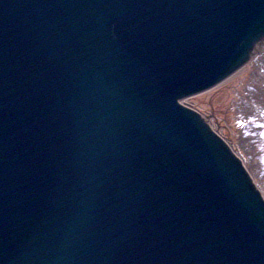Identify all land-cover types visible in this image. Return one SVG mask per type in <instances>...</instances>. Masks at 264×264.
<instances>
[{"label": "water", "instance_id": "1", "mask_svg": "<svg viewBox=\"0 0 264 264\" xmlns=\"http://www.w3.org/2000/svg\"><path fill=\"white\" fill-rule=\"evenodd\" d=\"M263 40L264 0H0V264H264V198L182 102Z\"/></svg>", "mask_w": 264, "mask_h": 264}, {"label": "rangeland", "instance_id": "2", "mask_svg": "<svg viewBox=\"0 0 264 264\" xmlns=\"http://www.w3.org/2000/svg\"><path fill=\"white\" fill-rule=\"evenodd\" d=\"M217 91L215 88L182 102L203 115L209 114L212 107L218 109V120L226 127H218L217 131L229 134L238 150L236 153L247 162L253 178L264 189V61L245 71L225 90ZM213 93L215 97L211 102ZM226 108L229 109L228 120L224 122ZM212 121L216 126L214 119Z\"/></svg>", "mask_w": 264, "mask_h": 264}, {"label": "bare ground", "instance_id": "3", "mask_svg": "<svg viewBox=\"0 0 264 264\" xmlns=\"http://www.w3.org/2000/svg\"><path fill=\"white\" fill-rule=\"evenodd\" d=\"M264 57V40L255 48V50L253 51L252 55H251V58L249 59V61L243 65L240 69H238L236 72H234L232 75H230L229 77H227L225 80H223L222 82H220L219 84L215 85L214 87L204 91V92H207L209 90H212V89H215L217 88L218 91H223L225 90L226 88H228L229 85H231L232 83H234L235 81H238V78L246 71L248 72L249 69L251 68H255L257 65L260 64L261 61H264V60H261L263 59ZM242 69V70H241ZM260 69V68H259ZM240 71V72H239ZM217 91V92H218ZM203 93V92H201ZM199 93V94H201ZM215 95L213 93V95L211 96L210 100L211 102H213V99H214ZM225 111L223 112L224 113V122H226V120H228V115L226 114L227 110L229 111L228 108L224 109ZM199 112V111H198ZM218 109L215 108V107H212L210 109V112L209 114H205L203 115L204 118L206 119V121L210 124L211 128L218 133V135L220 137H222L228 144L229 146L231 147V149L234 151V153L242 160V164L247 172V175L251 178V180L253 181L255 187L257 188V190L260 192V194L262 195V197L264 198V189L262 187H260L258 185V183L256 182V180L253 178L251 172L249 171L248 169V164L247 162L245 163L244 160L241 158V156L239 154H237L236 152L238 151L235 147V144L233 142V140L230 138L229 134H225L223 131L222 132H218L217 130L219 129L218 127H226L224 126L225 123L221 124V122L218 120ZM220 113H222L220 111ZM215 121V124L216 126L214 125L213 123V119Z\"/></svg>", "mask_w": 264, "mask_h": 264}]
</instances>
